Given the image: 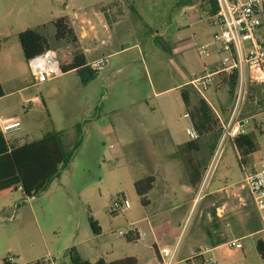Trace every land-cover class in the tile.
Instances as JSON below:
<instances>
[{
    "label": "rangeland",
    "instance_id": "rangeland-1",
    "mask_svg": "<svg viewBox=\"0 0 264 264\" xmlns=\"http://www.w3.org/2000/svg\"><path fill=\"white\" fill-rule=\"evenodd\" d=\"M178 2L182 0H0V49L12 56L21 55L17 33L27 28L46 36L52 51L69 49L74 43L54 40L52 22L62 16L71 18L79 8L89 13L110 9L117 13L110 31L102 34L108 44L99 48V54L119 51L106 57L107 66L88 86L94 88L91 102L83 97L74 71L11 99L27 101L18 114L30 138L58 133L65 154L71 157L67 168L36 197H26L21 188L0 195V264L8 258L15 264L47 258L49 264H71L67 254L71 246L91 262L135 258L136 264H157L154 243L170 250L177 243V264H202L200 257L179 260L193 254L205 230L199 214L203 202L191 209L165 211L142 205L134 186L143 177L153 176L154 189L146 198L156 196L163 164L158 146L167 138L166 127L172 123L184 131L191 126L183 118L186 108L181 98L190 86L181 84L201 77L202 62L210 64L219 46L215 40L219 29L201 9L205 3L175 8ZM176 36L183 42L193 39L198 47L207 45L212 56H200L193 45L185 53L175 52ZM221 77L226 75H213L205 99L193 94L192 102L203 99L214 119L216 112L223 121L224 110L235 111L236 119L247 120L255 149L249 155L241 154L233 140L223 138L219 123L203 133L197 140L198 151L193 152L204 165L200 170L202 192L238 187L244 175L264 161V101L257 106L249 99L252 93L264 98V88L246 75L230 96ZM78 124H82L80 135ZM79 139L80 146L73 150ZM171 172V187L183 198L186 183L180 165ZM118 197L127 199L130 208L112 213L110 205ZM90 219L97 221L99 234L92 231ZM134 230L139 234L137 240L130 238ZM259 237L264 240V234ZM259 237H246L243 253L227 259L219 260L215 254L205 257L219 260L217 264H264L256 251Z\"/></svg>",
    "mask_w": 264,
    "mask_h": 264
},
{
    "label": "crops",
    "instance_id": "crops-1",
    "mask_svg": "<svg viewBox=\"0 0 264 264\" xmlns=\"http://www.w3.org/2000/svg\"><path fill=\"white\" fill-rule=\"evenodd\" d=\"M199 1H203V3H205L206 6L202 5L203 7H201V9L205 10L207 15H209L210 6L206 0H182V2L176 3L175 8H191L192 6H196V3ZM116 7L117 6H115V8ZM183 14H185V12H183ZM66 17L69 21L70 27L74 31L76 42L74 45L70 46L69 49L65 48V51L63 49L57 48L61 43L56 46V50L54 49V52L62 64L66 65L69 63L74 52H77L80 59H82L85 63H88L89 61L99 57H108L119 52H111L106 56L99 54V48L108 44L107 39H102V34L104 32L107 33L110 31L111 27L116 22L117 13L112 12L111 9L109 11L104 10L103 12L94 11L89 13L79 8L77 12L72 13L71 18L68 16ZM179 29L180 28L177 29L176 33H179ZM256 38L264 43V23H262L256 30ZM2 39L3 38L0 36V44ZM175 42L178 47L175 48L174 51H183L185 53L188 50V47L192 45L193 39L190 42H183V39L180 38V36H176ZM217 49L213 54L214 58H211L210 64H205L202 62L203 67L201 68L200 72L205 74L206 69L211 72L215 71L220 61V54L217 52ZM57 50L60 51V55ZM72 72L73 71L63 73L60 76L67 75ZM194 77L181 85H189L190 81L199 78L196 76ZM93 81L94 80L89 81L86 84H82L81 82L79 83L83 90L81 93H84L83 97L88 99V102H91L89 101L92 98L91 91L94 89H91L88 86ZM6 84L10 85L6 88ZM36 84L39 83H36L33 80L27 66V60L24 58L22 51L21 55L17 54L16 56H12L8 51H2V49H0V127L2 122L6 120L19 121L21 124V127L18 131L4 135L9 149L19 147L26 142L36 140L34 138H30L18 114L19 108H23L27 101L21 100L15 103L13 100H11L15 97H21L20 95L23 92L32 88V86ZM193 94L199 96L191 87L189 91L183 90V95L186 98L187 105H185V102L181 96L182 102L186 108L185 112H188L190 116L192 110L198 106V102H192L191 95ZM231 112L232 111L228 112V110H224L225 121H223L219 116V120L216 118L217 123H226ZM90 119L92 122L93 119ZM188 120L192 124V121L190 119ZM187 127L189 126H186L184 131H180L172 123H168V126L166 127L167 138L163 142H159L158 146L160 160L163 161V164H161L160 167L161 172L159 175L160 187L158 188L157 194L154 198H146V206L156 205L161 210L173 211L177 210L178 207L184 206H188L187 209H191L196 202H203V206L199 214L200 220L204 221L205 230L201 231L200 238L198 242H196V244L198 243L197 247L192 248L193 254L189 256L184 255L179 261L188 260L192 257H199L198 254L200 252H204V256L208 254L213 256V254H215L219 260L224 258L227 259L240 254V252L243 253L242 241L246 237H259V235L264 234V230H262L260 214L255 209L248 190L243 184L238 187L224 186L210 190L208 192H202L204 176L200 170L204 165L199 164L196 156H194L193 153L190 154L188 153L187 149H182L184 144L193 141L190 140L186 135ZM200 137L201 135L198 137V139ZM194 147L196 148L194 152H197V141L194 143ZM178 154H180V156H178ZM262 162L260 163L259 168L261 167ZM178 165H180L183 173V182L186 183V190L184 191L185 195L183 198L178 196L177 192L171 187L172 178L174 175L171 172V169L177 167ZM258 169L253 168L251 171H256ZM203 170H205V168H203ZM196 180L198 181L196 182ZM153 189L154 186L150 190V193ZM258 239H261V237ZM233 240L238 241L241 244V247H229L227 243ZM176 244L177 243H175L173 248H178ZM152 245L158 264V250L165 246L159 247L155 243Z\"/></svg>",
    "mask_w": 264,
    "mask_h": 264
},
{
    "label": "trees",
    "instance_id": "trees-1",
    "mask_svg": "<svg viewBox=\"0 0 264 264\" xmlns=\"http://www.w3.org/2000/svg\"><path fill=\"white\" fill-rule=\"evenodd\" d=\"M208 4L210 6V14L208 16H211L216 11L215 0H208ZM52 25L54 27L53 38L56 42L62 40L72 43L76 42L74 31L70 27L67 17L56 18L52 22ZM17 37L22 54L26 60L50 49L47 37L34 29L27 28L18 33ZM61 71L63 73L74 71L82 84L94 80L98 74V71H92L86 66V63L80 59L77 52L72 54L69 63L66 65L61 64ZM218 75L220 76L222 73ZM221 78L224 80L223 86H228V94L233 96L239 82L237 71L235 70L230 75H226V78ZM181 96L185 105H187L183 91L181 92ZM249 99L256 101L254 104L257 106L262 105V101H264V98L259 97L255 93H252ZM197 105L192 110L191 116L190 114L189 116L193 128L198 134L202 135L203 133L210 132L217 122L205 101L199 100ZM81 127L82 124L76 126V131L79 135L81 134ZM197 140L198 138L187 142L182 146V149L185 148L188 153L192 154L196 150L194 143ZM80 142L79 139L73 150H76L80 146ZM233 142L237 150H240V153L243 155H249L255 149L251 133L237 136L233 139ZM70 157V155L65 154L60 134L58 133L46 132L36 140L9 149L4 134L0 131V195L12 192L16 188H21L26 197H36L47 189L52 179L59 177L61 171L67 168ZM154 181L155 178L153 176H145L134 183L136 194L142 205H146V195L152 189ZM89 222L92 231L95 234H99L100 227L97 221L90 219ZM130 238L137 240L139 239V235L134 230ZM256 251L260 258L264 260V240L258 239L256 241ZM67 254L71 264H136L135 258H124L110 263L106 262L103 258H99L91 262L82 259L73 246L68 249ZM8 259H5L2 264H15ZM29 264H43V262L36 260Z\"/></svg>",
    "mask_w": 264,
    "mask_h": 264
},
{
    "label": "built area",
    "instance_id": "built-area-1",
    "mask_svg": "<svg viewBox=\"0 0 264 264\" xmlns=\"http://www.w3.org/2000/svg\"><path fill=\"white\" fill-rule=\"evenodd\" d=\"M216 11L208 16V21L219 29L216 41L219 46L217 52L221 55L220 61L214 72L208 71L189 82L190 87L205 99L204 92L212 86V76L219 73L230 75L233 71L238 73V81H242L247 75L252 83L264 88V43L256 38V30L264 23V0H215ZM193 46L196 44L193 42ZM200 56L209 57L210 50L207 45L196 46ZM107 58L99 57L86 63L92 71L103 70L107 66ZM61 61L51 49L27 60L29 72L36 83H45L59 77ZM240 100V95L238 96ZM256 103V101H254ZM216 118L219 115L215 112ZM184 119H190L189 113L183 114ZM21 127L19 121H3L0 127L2 134L6 135L18 131ZM223 138L234 139L247 133V120H238L235 111H232L226 123L220 122ZM186 135L190 140L199 137L198 132L191 126L187 127ZM243 185L248 190L255 209L260 214L262 230H264V162L256 171L244 175ZM130 208V203L124 197H118L112 201L110 211L125 212ZM122 235L121 232H119ZM132 235V232L131 234ZM229 247L240 248L241 244L236 241L227 243ZM177 248L166 247L158 250V264H177ZM202 264H217L211 256H204L200 252ZM11 261V258L8 259ZM43 264H49V259H44Z\"/></svg>",
    "mask_w": 264,
    "mask_h": 264
}]
</instances>
